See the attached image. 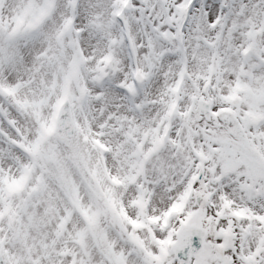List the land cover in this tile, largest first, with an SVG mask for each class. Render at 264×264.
<instances>
[{"label":"snow or ice","instance_id":"obj_1","mask_svg":"<svg viewBox=\"0 0 264 264\" xmlns=\"http://www.w3.org/2000/svg\"><path fill=\"white\" fill-rule=\"evenodd\" d=\"M0 264H264V0H0Z\"/></svg>","mask_w":264,"mask_h":264}]
</instances>
